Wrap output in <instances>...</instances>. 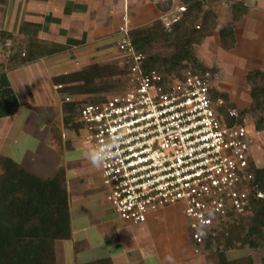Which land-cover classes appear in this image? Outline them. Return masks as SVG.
<instances>
[{"label": "built area", "instance_id": "obj_1", "mask_svg": "<svg viewBox=\"0 0 264 264\" xmlns=\"http://www.w3.org/2000/svg\"><path fill=\"white\" fill-rule=\"evenodd\" d=\"M178 20L161 18L167 30ZM131 30L125 17L116 33L117 50L130 64L127 87L87 101L79 121L93 147L107 144L112 152L99 170L115 215L142 226L159 211L179 207L198 254L250 215L252 198H263L255 193L250 162V129L256 130L247 117L237 123V110L228 113L236 122H228L224 101L213 98L211 74L191 67L181 76L145 71Z\"/></svg>", "mask_w": 264, "mask_h": 264}, {"label": "trees", "instance_id": "obj_2", "mask_svg": "<svg viewBox=\"0 0 264 264\" xmlns=\"http://www.w3.org/2000/svg\"><path fill=\"white\" fill-rule=\"evenodd\" d=\"M8 0H0V11ZM213 0H182L185 10L170 30L157 20L149 27L132 29L130 39L136 51L144 58L145 71L181 76L189 67L205 70L199 63L196 47L212 36L217 29V15L213 11ZM167 8L159 7L164 13ZM244 3L232 7V21L218 31L223 49L230 51L236 45L235 25L247 14ZM197 26L199 28H197ZM12 33L0 30V120L18 114L20 101L9 75L40 62L41 59L60 54L65 49L36 38H17ZM7 42L12 49L3 57ZM23 50L14 49L24 44ZM2 46V49H1ZM123 58V57H122ZM120 58L112 64L89 65L79 71L56 76L52 79L57 93L64 97L62 109L64 126L79 131L80 113L87 102H96L99 97L119 92L128 85L129 62ZM252 104L248 110L239 111L230 103L229 95L212 89L215 100L222 99L221 112L230 124L231 110H237L239 121L249 114L254 130L264 132V72L250 71L246 75ZM86 97L84 100L66 102V98ZM52 143L62 144L61 134L52 130ZM69 147V146H67ZM255 193H263L261 199H251V213L229 226L228 236L208 240L205 250L225 239V248L230 250L249 248L264 249V168L251 164ZM70 196L67 174L60 169L52 178L32 174L9 157L0 155V264H58L56 243L71 238ZM90 264H113L110 259H101ZM215 264H254L249 256L228 260L225 253L218 252ZM261 264H264V259Z\"/></svg>", "mask_w": 264, "mask_h": 264}, {"label": "rangeland", "instance_id": "obj_3", "mask_svg": "<svg viewBox=\"0 0 264 264\" xmlns=\"http://www.w3.org/2000/svg\"><path fill=\"white\" fill-rule=\"evenodd\" d=\"M168 1L169 0H140V2L137 3L136 1L130 2L129 0L127 3V0H116L117 4L112 3L115 4L116 9H114L115 7L111 8L110 5H107L108 2L102 1L101 10H103L101 14L93 17L97 21V25L103 26L97 30L100 31L98 32L100 37L96 39L97 42L94 44L95 47H93V51L88 55L91 57L85 60L82 64L89 66L92 64L104 65L119 62L121 56L118 55L120 53L117 50L116 33L119 27L124 24L125 17H127L129 27L132 29L149 27L155 21H161V18L167 14H169L171 18L177 17V19H180L182 15L180 8L183 7L182 0H172V6L167 12L162 13L159 10V7L167 8ZM213 1L215 2L213 11L217 15V23L219 14V12L217 14L218 9L221 16L226 18L225 21L230 19L227 23L229 24L233 18V5L241 3L240 1L243 0ZM44 2L45 1L41 2L40 0H8L7 4L4 5L0 11V30L4 29L6 32L12 33L15 37L22 39L29 37H22L20 32H23V34L24 32L27 33L33 28L32 26H35L34 29H38V26L39 28H41V26L47 27L51 20H49V16H47V14L44 19L43 17L41 18V15H45L47 10H50V8H48V5H45L46 3ZM145 13L150 14L151 16L145 17L141 15ZM259 14L262 16L260 12ZM257 15L258 14L255 13L252 16L256 18ZM78 19L75 18V22L82 21ZM250 19H252V17ZM223 20L224 19L220 21V24H223ZM33 22L34 24H32ZM257 22L259 23L260 21ZM258 23L253 26V30H247V24H242L237 29L238 38L236 39V43L239 42V44L235 45V47L230 51L223 49L218 36L219 29L225 27L227 24L223 27L219 26V29L217 26V29L213 32L212 36L206 38L202 45L196 47L198 61L205 69L199 72L211 74L213 89L216 92L228 94L230 103L233 104L239 111L248 110L252 104L251 94L248 86L246 85V75L250 71L254 70H261L264 72V26L262 27V24L260 25ZM108 26H112L113 28L107 32L103 31L102 33V29L105 30ZM62 28H60L61 31ZM70 30V34H73L74 31H72V28H70ZM51 33L53 32L51 31ZM53 35L56 36L57 31H54ZM98 40L100 41L98 42ZM261 41L263 42L262 45L260 44ZM7 43H9V45H7ZM7 43L4 46L5 48L2 50L3 57H7L10 53V49H12V43ZM46 43L55 44V42ZM25 47L26 45L24 43L15 46L14 49L15 51L21 49L25 53ZM61 47H63L65 51L69 49V47L66 46ZM86 56L87 55L79 57L78 59H85ZM82 64L79 65V68L83 67ZM27 78L28 77L25 75V72L22 70L14 72L10 75V81L18 95L21 107L17 116L14 117L16 118L15 121L13 118L0 120V155H2V140L4 139V132L7 126L16 124L20 130L19 134L23 136L19 147L22 149V154L24 150L26 153L23 164L34 174L43 178H50L53 175L50 174L51 167L49 166V161H54L56 159V150H51L52 147L49 146L50 134H52L51 129L53 128V130L55 129L57 131L63 130V132L67 129V127L64 126L63 121L64 113L62 103L64 102V97H61L57 91V94L55 91H52L54 100L50 99V94H44L46 90L48 91L49 86L51 88L53 87L52 82L48 79H46V84L37 85L38 92H35V84L31 85V87H28L27 89L26 87L23 88V86H26ZM30 79L32 78L30 77ZM23 91L26 92V95ZM85 98L86 97H73L72 99L84 100ZM246 117L249 120L248 123L251 124L252 119L249 114H247ZM59 133H61V131ZM250 136L252 138V143H250L249 146L250 162L258 168L263 169L264 132L256 131L255 134L254 132H251L250 129ZM90 146L91 145L83 148L84 153ZM68 155L71 160L72 157H79L78 153L71 151ZM73 160H78V158H73ZM85 162V166L88 165L86 170L92 171L91 173H93L96 180L95 184L100 187L102 180L99 168H94L87 158H85ZM101 187L103 188V186ZM102 191L104 193V190ZM104 198L102 200L103 203H107ZM81 203H83V201ZM76 206L79 205L74 202L72 204L73 209ZM180 210L181 209L179 207H174L163 211V214H160V217L154 224L151 225V227L143 225L140 230V226H134L137 228H132V230H128V232L127 230L125 232V230L121 229L120 231V229H117L118 233L120 232V234H123V232H125L121 236H123L126 243H131V240H134V237L136 236L140 243H142V247H144L145 250H150L157 254H159V252L162 253L161 250L169 252L170 248L173 246L172 242L174 241L177 243L178 239H182L183 247H187V249H189V251L187 250L185 254L186 257L184 261H189L190 263H193L194 261V263L196 262L197 264H215L217 253L222 251L225 253L228 260H236L249 256L252 258L254 264L262 263L264 259L263 248L256 250L249 248L230 250L225 248V239L223 238L221 239V243L215 244L209 250L201 249V251L196 254L193 247H189L191 245V238L186 228L184 215ZM166 211L168 212L166 213ZM76 214L77 212L74 214L73 222L75 226L79 227L84 219H78ZM93 244L96 245L97 243ZM80 249H82V247H80ZM176 253L181 255L183 254L181 250H177ZM134 256L135 255L133 253L121 254L120 256H116V262H132L135 258ZM150 261H152V259L149 260L147 264L151 263Z\"/></svg>", "mask_w": 264, "mask_h": 264}, {"label": "crops", "instance_id": "obj_4", "mask_svg": "<svg viewBox=\"0 0 264 264\" xmlns=\"http://www.w3.org/2000/svg\"><path fill=\"white\" fill-rule=\"evenodd\" d=\"M40 1L41 2L45 1L44 2L46 3L45 5H48L47 7L50 8V10H47L45 15H41V18L43 17L44 19L47 14V16H49L48 17L49 20H51L50 23H48L47 27L41 26V28H39L38 26L37 27L38 29H34L35 26H32L33 28L29 30L27 33L24 32L23 34V32H20L22 37L28 36L31 38H36L37 40L43 42H49V43L55 42L56 45L66 46L69 47V49L63 51L62 54L60 53L50 57L43 58L37 64L21 69L22 71L25 72V75L28 77L26 86L23 85L22 86L23 88L26 87L27 89L28 87H31V85L35 84L36 85L35 92H38L37 85L39 86L42 84L43 85L46 84V79H48L52 82L53 87L51 88L49 86L48 88L47 86H45L48 88V91L46 90L44 94L45 93L50 94V99L54 100L53 92L55 91L56 93L57 87L53 84L52 79L59 75L79 71L83 69V67L88 66L86 64L83 65L82 63L85 60H87L89 57H91L88 55L93 51V47H95L94 44L97 42L96 39L100 37V35H98V32L100 31L97 30L102 28L103 26L97 25V21L93 17H95L96 15L98 16V14H101L103 10V9L101 10L102 1L108 2L107 5H110L111 8H114L115 4L117 3L116 0H40ZM131 1L133 2L136 1L137 3L140 2V0H130V2ZM128 2L129 0H127V3ZM240 2L244 3L245 7L248 9V13L246 14V16H244V18L240 22H238L235 25L236 39L238 38L237 29L242 24L245 25L247 24V30L254 28L253 26L258 23L257 21L261 22V23L259 22L258 24L260 25L262 24L261 25L262 27L264 26V0H243ZM114 9H116V7ZM259 12L261 13L262 16H260ZM255 13L258 14L256 18L252 16ZM217 14H218V29H219V26L223 27L230 21V19L225 21L226 18L224 16H221V13L218 9H217ZM141 15L145 17L151 16L150 14L147 13ZM251 17L252 19H250ZM75 18L77 19L79 18L78 20H82V21L75 22ZM222 19H224L222 21L223 24H220V21ZM34 22L32 24H34ZM60 28H62V31L60 30ZM70 28H72V31H74L73 34H70L71 31ZM111 28L113 27L108 26L107 28H105V30L102 29L101 32L102 33L103 31L107 32ZM2 30L5 31L4 29ZM51 31L53 33H51ZM54 31H57L56 36L53 35ZM99 41L100 40H98V42ZM262 43L263 42L261 41L260 44L262 45ZM238 44L239 42L236 43V45ZM85 55H87L88 57L86 56L87 58L85 57V59L84 58L78 59L79 57ZM118 55L121 56V54ZM80 64H82L83 67L79 68ZM30 77L32 79H30ZM23 92L26 95V92L25 91ZM107 96L109 95H105L99 98H104ZM16 116L17 114L13 117H10L9 119L13 118L15 121L16 118L14 117ZM52 130L53 128L51 129V133ZM60 131L62 137L61 145L53 144L52 143L53 135L50 134L49 146L52 147L51 150L54 151L56 150V159L54 161H49V166L51 167L50 174L53 175L52 177H54L60 169L66 170L68 191L70 196L72 232H71V238L69 240L58 241L56 243L58 264H90L101 259H110L113 262V264H147L148 261L151 259L152 261H150L151 263L149 264H197L196 262L194 263V261L193 263H190L189 261H184L186 257L185 254L187 250L189 251V249H187V247H183L182 239H178L177 243L172 240L173 246L170 248V251L167 252L161 250L162 253L159 252V254L150 250H145L144 247H142V243H140V241L137 239L136 236L134 237V240H131V243H126L125 239L121 235H123L126 232V230L128 232V230H132V228H137V227H134L120 220L115 215L111 207L107 203L105 202L103 203L102 200L104 198V193L102 191L103 188L101 187L102 184H100V187L95 184L96 180L94 178L93 173H91L92 171L86 170L88 165L85 166L86 157L84 155L83 148H85L86 146L88 147L89 145L92 146V144L89 141L87 132L85 131L84 128L80 129L79 131L71 130L68 128L64 130L65 132H63V130ZM19 132L20 130L18 125L15 124V125L7 126L4 132V139L2 140V155L11 158L16 163L26 168L25 165L23 164L26 153L24 150L22 154L21 151L22 149H20L19 147V144L21 143L23 136H21ZM70 151L79 154L78 155L79 157L76 156L78 160H73V158L76 159L75 157H72V160L69 159L70 156L68 154L70 153ZM28 171L31 172L30 170ZM31 173L34 174L33 172ZM82 201L83 203H81ZM74 202L79 206H76L73 209L72 204ZM172 208L174 207L159 211V213L152 216L148 221V223L144 224V226L148 225L151 227V225L154 224L155 221L160 217V214H163V211ZM76 212H77L76 217L78 219H84L82 220V223L79 227L75 226L73 222L74 214ZM167 212L168 211H166V213ZM116 223L118 224L115 225ZM142 226L139 227L140 230L142 229L141 228ZM117 229H120V231L121 229L125 230V232H123V234H120V232L118 233ZM93 243H97L96 244L97 246L94 245ZM80 247H82V249H80ZM189 247L192 248V244ZM177 250H181L183 254L182 255L177 254L176 253ZM128 253H133L135 255L134 256L135 258L134 260H132V262H127V263L116 262V256H120L121 254H128Z\"/></svg>", "mask_w": 264, "mask_h": 264}, {"label": "clouds", "instance_id": "obj_5", "mask_svg": "<svg viewBox=\"0 0 264 264\" xmlns=\"http://www.w3.org/2000/svg\"><path fill=\"white\" fill-rule=\"evenodd\" d=\"M107 143L112 142L108 141ZM84 155L94 168H100L112 157V152L106 144L105 146H90ZM201 235H203V232H201Z\"/></svg>", "mask_w": 264, "mask_h": 264}]
</instances>
